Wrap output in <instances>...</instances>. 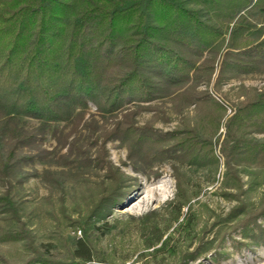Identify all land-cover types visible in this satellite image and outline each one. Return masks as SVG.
Returning a JSON list of instances; mask_svg holds the SVG:
<instances>
[{
  "label": "trees",
  "instance_id": "trees-1",
  "mask_svg": "<svg viewBox=\"0 0 264 264\" xmlns=\"http://www.w3.org/2000/svg\"><path fill=\"white\" fill-rule=\"evenodd\" d=\"M249 75L264 76V0H0V184L6 186L0 194V264H114L112 256H101L90 231L120 206L136 181L99 154L92 164L90 149L98 140L85 144L76 131L65 132L85 124L92 137L102 129L94 115L84 120L89 103L103 124L121 115L101 145L119 141L134 173L147 174L155 163L172 169L176 193L167 204L168 226L140 220V231L153 238L146 249L175 255L163 237L169 223L180 220L183 245H176L187 249L197 242L182 259L210 250L215 258H228L224 238L239 251L263 245L264 192L257 193L264 186V89L239 86L235 112L227 118L228 96H212ZM201 84L205 91L197 90ZM153 103H170L181 117L174 131L138 126L135 117L142 110L155 112ZM190 107L193 117L182 116ZM161 114L158 121H170ZM23 119L37 125L27 128ZM60 123L63 128L53 135L67 154L56 158L43 144ZM218 144L222 196L236 206L222 216L201 205L214 216L201 224L190 205L201 191L192 179L202 169L218 172ZM37 161L66 166L62 173L72 178L106 172L94 197L85 199L90 204L79 222L64 216L46 224V233L30 230L23 185L38 176L26 170ZM44 174L56 180L55 173ZM76 227L80 236L71 244L67 234Z\"/></svg>",
  "mask_w": 264,
  "mask_h": 264
},
{
  "label": "rangeland",
  "instance_id": "rangeland-1",
  "mask_svg": "<svg viewBox=\"0 0 264 264\" xmlns=\"http://www.w3.org/2000/svg\"><path fill=\"white\" fill-rule=\"evenodd\" d=\"M252 35V32L250 33ZM218 68L215 69L213 77L217 74ZM245 86L246 88H255L257 90L264 89V76L261 75H249L243 77L241 80H233L227 85L222 87L220 94H212L217 100H221V95L228 96V107L226 109V118L233 115L235 112L234 104L238 102L236 99L239 86ZM206 85L201 84L197 90L205 91ZM156 109L154 111L142 110L135 117L138 126H151L153 131L158 133H169L174 131L178 126L180 116H177L171 111L170 103H153ZM147 106V105H146ZM134 111L132 106H127ZM195 111L194 107H190L185 111L182 116L193 117ZM164 113L166 118L170 121L162 123L157 120V115L162 116ZM160 113V114H159ZM90 115H94V119L101 126V130L96 132L92 137L90 136L87 127H78L75 130L69 128L64 129L66 133L75 132L76 137L79 138L83 143H95L94 140H98L95 146L90 149V157L92 164L96 162L98 154L105 160L110 162L111 166L118 168L127 177L134 179V186L132 190L127 193L124 201L120 203L100 222H96L93 225V230L90 231V236L96 244V249L99 251L101 256L107 257L112 256L115 259L114 264H264V244L258 247L242 248L240 251L232 248L231 241L228 238L225 239L223 250L227 253H231L228 258H215L214 251H208L205 254L197 255L194 259H182L181 256L184 252L194 253L197 246V242L189 246L187 249L181 246L179 248L177 243H181L183 240L182 231L179 229V222L169 223V229H167L163 240L169 238V247L174 246L176 254L171 255L167 250H163L161 253L155 255L153 249H146L145 243L153 239L150 233H143L141 229V219H149L150 221H158L161 224L164 223L163 227L168 226L166 220L171 219L169 212L168 203L174 199L176 193L175 180L172 177V169L168 164L155 163L154 166L147 172V174H137L132 170V164L127 159V149L120 145L119 141L111 142L110 140L105 144L104 148L101 145L104 135L110 133L113 130V124L121 119V115L116 114V119H109L108 123L103 122L96 115V108L93 104L89 103L88 112L85 116V121L90 120ZM159 116V117H160ZM156 117V118H154ZM225 118V119H226ZM26 123L27 128H31L37 125L34 120L23 119ZM87 121V122H88ZM58 128L61 130L63 124L53 125L51 130L47 133L44 139L43 147L52 152L51 157L58 158L59 156L66 155L67 148H60L57 141L54 139L56 136L53 135V129ZM91 128V127H90ZM224 120L221 127L219 128L217 136H219V142L224 138ZM72 138L68 139L70 142ZM98 152V153H97ZM215 156L220 160V168L214 175L213 172L206 169H202L192 179L193 183L198 185L201 189L199 196L194 198L190 205L197 216H199V222L201 224L208 219H214L213 215H226L235 206L236 202L228 200L222 196V179L224 166L222 162V156L219 153V144L215 146ZM27 172L34 173L35 171L38 176L30 177L27 182L23 185V200L26 203L27 212L31 215L30 219H33V225L30 226V230H38L42 233L48 232V229H43L47 224L55 225V219H71V221L79 222L81 214L89 206L90 203L85 199L94 197L98 191L97 185L104 175L105 171L94 172L90 171L88 174H84V178H72V176L64 175L69 171L66 166H55L53 164L45 165L40 162H36L33 168L29 167L26 169ZM55 173L53 176L56 180H52V176H45L44 171ZM63 172V173H62ZM75 172V168L71 170ZM36 174V175H37ZM63 174V175H62ZM157 175V177H156ZM243 181H247V177H243ZM63 182V186L61 184ZM6 190L5 184H0V194ZM124 191H127L125 189ZM264 192V186L258 191L257 195ZM201 205H205L211 211L206 214L201 208ZM187 214V208L184 207L182 210V217ZM28 217V218H29ZM27 218H23L25 221ZM212 221V220H211ZM261 222V220H258ZM93 222V221H92ZM211 223V222H210ZM201 227V226H200ZM199 227V228H200ZM264 227V224H263ZM198 230V228H197ZM81 228L76 227L67 234V240L73 244L77 237L80 236ZM235 241H240L241 237L239 232L233 235ZM213 234H210L208 238H212ZM183 245V242L181 243ZM161 243H159L154 249H159ZM168 247V248H169ZM127 259L121 262L123 259ZM105 264V263H104Z\"/></svg>",
  "mask_w": 264,
  "mask_h": 264
}]
</instances>
